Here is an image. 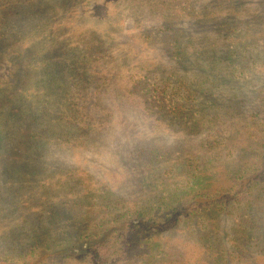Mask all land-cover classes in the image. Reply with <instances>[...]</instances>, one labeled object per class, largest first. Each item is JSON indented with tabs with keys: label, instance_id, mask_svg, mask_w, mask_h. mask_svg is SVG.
<instances>
[{
	"label": "trees",
	"instance_id": "trees-1",
	"mask_svg": "<svg viewBox=\"0 0 264 264\" xmlns=\"http://www.w3.org/2000/svg\"><path fill=\"white\" fill-rule=\"evenodd\" d=\"M40 1L0 0V66L5 68V76L0 74V159L10 160L11 148L26 141L31 146L54 139L72 148L87 143L104 125L109 110L103 94L111 87L135 99L157 93L177 102L173 110L178 117L172 124L199 141L171 159L153 147L125 155L144 167L148 187L138 197L118 193L79 167L47 173L44 181L31 183V189L39 186L45 203L36 213L43 217L42 230H32V241L17 248L12 246L15 230L0 235L7 242L0 246V264H264L260 258L250 262L231 256L224 243L228 234L221 232L223 218L230 219L232 246L254 240L264 249V92H251L263 105L251 113L241 92L253 67L264 70V54L242 55L234 46L235 35L225 32L222 52L211 41L198 54L204 68L202 75L192 76L194 82L180 76L170 86L160 78L149 89L143 69L132 70L138 65L127 66L123 56L112 53L113 29L70 35L55 18L50 1ZM133 1L136 17L141 6L149 12L154 7L151 0ZM23 13L43 17V41L24 42L13 35L11 19ZM235 13L234 8L229 15ZM168 17L159 16L164 30H173L176 18ZM224 26L228 31L236 28ZM41 34L40 28L35 30L36 36ZM178 44L173 38V45ZM89 82L95 83L90 91ZM204 82L208 88L201 87ZM169 86V94L182 96L184 109L168 96ZM23 118L31 125L15 131L16 121ZM18 172L16 178L27 179V173ZM12 182L11 193L16 185ZM34 205L31 200L25 206ZM5 208L2 200L0 219Z\"/></svg>",
	"mask_w": 264,
	"mask_h": 264
},
{
	"label": "rangeland",
	"instance_id": "rangeland-1",
	"mask_svg": "<svg viewBox=\"0 0 264 264\" xmlns=\"http://www.w3.org/2000/svg\"><path fill=\"white\" fill-rule=\"evenodd\" d=\"M49 1L56 9L55 18L70 35L88 29L101 33L106 26L113 29L112 53L123 56L127 66L128 62L138 65L130 67L132 70L143 69L146 87L149 89L158 84L160 78L168 79L172 86L180 76L191 81L196 73L202 75V55L198 54L211 41H216L217 52H222L225 48L222 33L225 32L235 35L234 46L242 55L261 57L264 54V0H151V4H154L152 11H148L149 7L141 6L140 17L133 15L132 8L136 5L133 0ZM143 4L148 3L144 1ZM234 8L236 13L230 16L229 12ZM23 14H15L11 19L13 35H20L24 42H36L38 39L43 41V17H38V14ZM45 14L49 16L48 13ZM162 14L168 15V18H176L173 30H164L162 18H159ZM224 24H234L236 28L228 31ZM39 28L42 34L36 36L35 30ZM22 30L24 34L21 33ZM173 38H178L177 46L173 45ZM178 51L184 55L180 56ZM204 72H207L206 68ZM0 74L5 76L2 65ZM263 82L264 70L253 67L250 82L241 88L246 96L245 109L249 113L261 111L262 101L251 96V92L259 88L264 92ZM93 84L95 83L89 82L88 91L93 89ZM170 86L167 89L168 96L181 102V108L184 109L182 96L169 94L172 92ZM201 87L208 88V84L201 83ZM116 90L117 88L111 87L103 94L102 101L109 111L103 117L105 122L101 131L99 129L95 136L92 134L87 143L72 148L62 146L54 139H42L28 146L31 143L25 140L26 143L11 148L10 160L0 159V203L2 205L3 200L7 206L0 219V235L8 230H15L16 238L12 239V246L15 248L27 246L32 241L31 231L43 228V217L38 219L40 216L36 213L39 210L37 206L43 205L44 208L45 203L40 199L42 192L39 186L34 185L35 188L31 189V183L44 181L47 173L61 167H79L94 177L106 180L118 193L133 198L145 193L148 185L143 180L141 163L133 162L125 155L140 147H153L159 148L171 159L179 150L196 146L198 136L186 133L171 122L178 117L176 110H173L177 102L167 100L157 93L135 99L122 90L115 93ZM16 124L15 131L21 126L31 125L26 118L17 120ZM92 141L97 143L92 145ZM18 171L27 173V179L16 178L14 174L19 173ZM7 172H12V175ZM11 182L16 184L12 193L8 192ZM43 186L46 187V183ZM31 200L36 205L33 209L26 208L25 205L30 204ZM230 225L231 220L223 218L221 232L228 234L224 243L227 250L232 252L231 256L249 258L250 262L252 258H260L264 262V249L260 241L250 240L243 247L237 246V243L231 245ZM31 226L34 229H29ZM260 240L264 242V237ZM5 243L6 240L0 238V246ZM40 256H43V251L38 255ZM77 262L73 260L70 264Z\"/></svg>",
	"mask_w": 264,
	"mask_h": 264
}]
</instances>
